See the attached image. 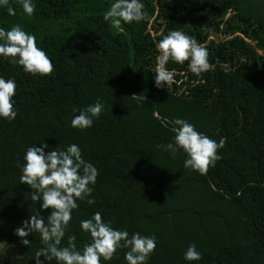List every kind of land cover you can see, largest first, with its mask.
<instances>
[{
	"label": "trees",
	"instance_id": "16d2710c",
	"mask_svg": "<svg viewBox=\"0 0 264 264\" xmlns=\"http://www.w3.org/2000/svg\"><path fill=\"white\" fill-rule=\"evenodd\" d=\"M114 2L33 0L32 16L18 0H9L14 16L0 5V27L34 34L54 65L51 76H34L0 57V76L17 84V116L0 118V264H35L44 247L38 232L28 246L14 233L51 211L20 183L26 149L41 144L46 152L77 144L99 171L89 185L95 203L77 201L62 247L70 235L79 249L90 242L80 221L100 212L115 229L156 236L147 264H264V0H141L147 18L120 28L103 18ZM170 30L207 47L213 70L198 77L188 62L169 61L175 83L157 88L155 42ZM98 99L93 126L73 128V109ZM177 117L226 138L206 175L184 167L182 150L173 158L157 147L173 141L167 121ZM193 243L202 259L187 261ZM125 251L101 264H127Z\"/></svg>",
	"mask_w": 264,
	"mask_h": 264
},
{
	"label": "clouds",
	"instance_id": "9594fccd",
	"mask_svg": "<svg viewBox=\"0 0 264 264\" xmlns=\"http://www.w3.org/2000/svg\"><path fill=\"white\" fill-rule=\"evenodd\" d=\"M24 13L28 16L35 14L33 0H18ZM0 5L7 8L9 15H15L16 10L9 5V0H0ZM104 20L110 21L113 28H120L121 22L131 24L147 18V12L141 0H115L104 13ZM0 57L11 64L22 67L27 74L51 76L54 65L45 50L37 46L34 34L26 32L21 26L15 25L10 29L0 27ZM158 51L156 64L152 72L157 88L175 83V72L167 69L169 61L183 65L188 62V70L196 75L213 70L209 62L207 47L200 44L194 37L181 30H170L155 42ZM17 84L14 78L5 79L0 76V118L9 121L17 116L14 97ZM104 110V104L98 99L94 104L84 109H73L78 112L71 120V126L87 129L93 126ZM172 125L173 141L163 147L173 158L178 151L186 154L184 167L206 175L210 167H215L222 159L218 154L224 148L226 138L219 141L198 131L193 124L182 118L167 121ZM48 144L31 145L26 149L20 176V183L27 184L33 191L31 199L40 202V209H51L45 217L38 210L29 219L22 221V226L14 229L20 242L28 246L30 233L38 232L44 247L35 253V264H45V261H55L56 264H101L110 261L118 249H126L124 259L127 264H147L151 254L156 250L157 238L153 235H143L134 232L131 235L126 230L112 227V221H105L100 212H95L80 221L82 231L90 234V242L79 249L75 235L67 238V245L61 246L66 229L72 220V211L79 207L78 200L91 205L95 203L91 197L93 191L89 185L96 183L98 169L82 157L77 144H70L64 149L45 151ZM41 256L44 260H41ZM187 261H198L202 254L196 245L190 244L184 252Z\"/></svg>",
	"mask_w": 264,
	"mask_h": 264
},
{
	"label": "rangeland",
	"instance_id": "374dc122",
	"mask_svg": "<svg viewBox=\"0 0 264 264\" xmlns=\"http://www.w3.org/2000/svg\"><path fill=\"white\" fill-rule=\"evenodd\" d=\"M221 34L220 33H216V32H212L211 37H215L216 39H221Z\"/></svg>",
	"mask_w": 264,
	"mask_h": 264
}]
</instances>
